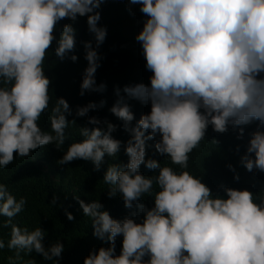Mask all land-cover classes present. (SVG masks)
I'll return each mask as SVG.
<instances>
[{"label": "clouds", "instance_id": "clouds-1", "mask_svg": "<svg viewBox=\"0 0 264 264\" xmlns=\"http://www.w3.org/2000/svg\"><path fill=\"white\" fill-rule=\"evenodd\" d=\"M105 2L0 0V169L50 144L62 152L60 165L83 160L96 172L103 169L108 198L119 196L129 212L116 218L100 200L74 196L101 241L83 264H264V191L254 196L248 188L221 185L222 192H213L188 170L189 154L205 140L209 126L217 133L238 129L242 138L244 126L258 122L239 163L249 172H264V0H127L129 13L138 6L143 16L135 39L149 82L114 87L117 98L109 112L119 124L89 115L104 108L106 99L77 105L73 113L69 101L56 96L48 117L51 130L42 129L40 118L52 101L47 54L52 50L61 62L78 60L73 24L80 17H86L98 48L107 36L99 25ZM83 46L87 66L79 95L104 93L106 83L96 81L101 55L92 41ZM129 100L149 110L137 118ZM83 117L80 139L69 142L66 130ZM121 128L127 140L113 135ZM122 151L126 162L119 160ZM142 165L151 174L142 172ZM228 168L238 181L235 167ZM58 200L54 194L51 204ZM26 203L0 182V217L7 218L0 227H11L7 244L0 238V251L14 250L15 261L21 253H35L59 264L60 239L46 246L45 229L13 223ZM64 211L69 221L76 220ZM15 261L9 257V264Z\"/></svg>", "mask_w": 264, "mask_h": 264}, {"label": "trees", "instance_id": "trees-1", "mask_svg": "<svg viewBox=\"0 0 264 264\" xmlns=\"http://www.w3.org/2000/svg\"><path fill=\"white\" fill-rule=\"evenodd\" d=\"M127 0H106L99 9L101 19L99 25L107 28L105 41L97 48L94 35L88 31L86 17H80L73 26L76 32L75 54L78 60L74 63L69 59L63 62L55 57L52 50H49L45 60V72L52 80V101L50 108L45 112L39 121L42 129L50 131L49 114L51 106L55 103L56 96L65 97L73 113L77 105H84L89 101L106 99L107 104L102 109L90 111L89 115L107 117L119 124L109 112V108L115 102L114 87L123 88L126 84L138 82H149L151 75L145 68L146 61L142 54L141 45L135 37L142 28L143 16L138 6H132L134 15L128 11ZM73 23L62 21L61 23ZM84 41H92L93 48H96L101 55V66L96 72L97 84L104 82L107 90L104 93L85 92L79 95L82 73L87 66L85 59ZM136 117L139 118L142 112L149 110L147 105H142L135 100H129ZM71 119V117H70ZM87 117L77 118L76 125H69L66 130L69 134V142L79 140V126L84 125ZM258 122L244 126L242 138H238L239 130L229 127L225 133L214 132L209 126L205 140L201 141L198 148L189 154V168L193 175L200 176L202 180L216 192L223 191L221 185L248 188L254 196H260L264 191V172L247 171L240 163V156L246 151L250 134L256 129ZM119 139L127 140L128 134L121 128L113 134ZM215 141H218L216 143ZM65 145V149L67 147ZM151 143V142H149ZM239 146V152H237ZM154 153L153 148L148 149L149 156ZM62 155L54 145H48L37 149L30 157L22 158L17 156L6 168L0 169V182L7 185L8 190L19 200L24 197L27 203L24 210L19 213L13 223L27 227L30 231L36 227L46 230L45 245L60 239L64 244V251L59 264H83V258L91 248L99 247L101 241L92 234L91 219L83 216L79 204L74 199L78 196L85 201L100 200L113 217L123 218L129 210L124 208L122 199L117 196L109 199L106 191L108 185L104 184L102 174L93 170L91 162L76 160L70 165H60L57 160ZM162 159V164H170L167 157ZM119 160L126 162L127 157L123 151L119 154ZM232 164L239 174V180L234 179L233 171L228 165ZM178 170V166L171 165ZM141 171L151 174L149 170L141 166ZM59 196L57 205H52L53 195ZM65 209L72 212L76 217L75 221H69L65 215ZM6 217H0V225L6 222ZM11 227H0V238L7 244L10 238ZM120 240H117V251H119ZM9 257L15 261L14 250L7 247L0 251V264H9ZM22 259L15 261V264H27L28 260H35L37 264H53L51 261H44L32 253L26 255L21 253Z\"/></svg>", "mask_w": 264, "mask_h": 264}]
</instances>
